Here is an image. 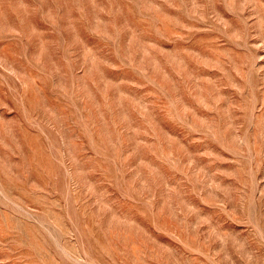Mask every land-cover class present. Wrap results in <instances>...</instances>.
Returning <instances> with one entry per match:
<instances>
[{
  "label": "rangeland",
  "instance_id": "374dc122",
  "mask_svg": "<svg viewBox=\"0 0 264 264\" xmlns=\"http://www.w3.org/2000/svg\"><path fill=\"white\" fill-rule=\"evenodd\" d=\"M0 264H264V0H0Z\"/></svg>",
  "mask_w": 264,
  "mask_h": 264
}]
</instances>
